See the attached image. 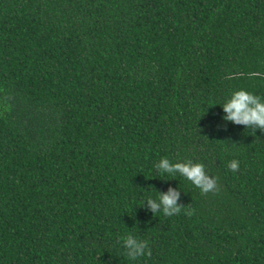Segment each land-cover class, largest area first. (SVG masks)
<instances>
[{
  "label": "trees",
  "instance_id": "1",
  "mask_svg": "<svg viewBox=\"0 0 264 264\" xmlns=\"http://www.w3.org/2000/svg\"><path fill=\"white\" fill-rule=\"evenodd\" d=\"M240 89L264 98V0H0V264H264V133L221 107ZM170 187L185 208L154 215Z\"/></svg>",
  "mask_w": 264,
  "mask_h": 264
},
{
  "label": "clouds",
  "instance_id": "2",
  "mask_svg": "<svg viewBox=\"0 0 264 264\" xmlns=\"http://www.w3.org/2000/svg\"><path fill=\"white\" fill-rule=\"evenodd\" d=\"M221 107L226 114L223 117L224 121L243 125L245 129H250L253 135L257 130L264 133V98L261 96L240 89L233 92ZM228 167L233 172L238 171L239 161L232 160ZM155 168L161 175L175 176L179 174L183 176L204 194L218 190L216 179L206 173L205 166L202 163H193L190 160L173 163L165 157L155 164ZM180 192L178 188L171 187L166 193L158 192V200L148 198L146 200L147 206L154 215L159 211H162L166 217L179 215L182 209L185 208L184 205L179 203ZM194 211V209L189 208L186 214L191 216ZM123 247L126 249L127 257L131 260H136L145 255L151 256L152 254L147 241L138 240L132 235L123 238Z\"/></svg>",
  "mask_w": 264,
  "mask_h": 264
}]
</instances>
